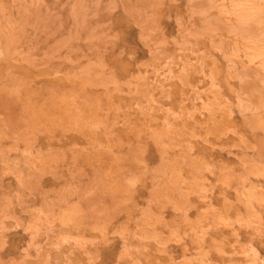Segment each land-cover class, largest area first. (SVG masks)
I'll list each match as a JSON object with an SVG mask.
<instances>
[{
	"label": "rangeland",
	"instance_id": "rangeland-1",
	"mask_svg": "<svg viewBox=\"0 0 264 264\" xmlns=\"http://www.w3.org/2000/svg\"><path fill=\"white\" fill-rule=\"evenodd\" d=\"M0 264H264V0H0Z\"/></svg>",
	"mask_w": 264,
	"mask_h": 264
},
{
	"label": "bare ground",
	"instance_id": "bare-ground-1",
	"mask_svg": "<svg viewBox=\"0 0 264 264\" xmlns=\"http://www.w3.org/2000/svg\"><path fill=\"white\" fill-rule=\"evenodd\" d=\"M254 96V95H253Z\"/></svg>",
	"mask_w": 264,
	"mask_h": 264
}]
</instances>
